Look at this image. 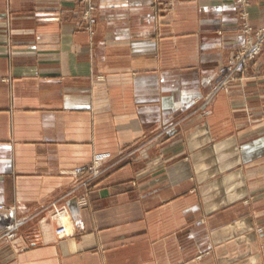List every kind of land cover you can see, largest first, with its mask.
<instances>
[{"label":"crops","instance_id":"0c3cea01","mask_svg":"<svg viewBox=\"0 0 264 264\" xmlns=\"http://www.w3.org/2000/svg\"><path fill=\"white\" fill-rule=\"evenodd\" d=\"M247 1L0 0V264H264V48L206 100Z\"/></svg>","mask_w":264,"mask_h":264},{"label":"built area","instance_id":"2783aa9c","mask_svg":"<svg viewBox=\"0 0 264 264\" xmlns=\"http://www.w3.org/2000/svg\"><path fill=\"white\" fill-rule=\"evenodd\" d=\"M247 2V0H239V3L241 4H246ZM89 19L92 24L95 23L93 19ZM243 32L246 38L241 46V52L228 65L219 70L215 84L208 96V102H210L220 92H227L230 84L236 80V77L244 73L248 63L256 59L261 54L264 46V29L259 30L255 36H252V28L249 27V25H245ZM102 162L103 160L98 158L93 161L91 165L72 172V177L77 179L79 176L85 175L91 181V176L94 178L100 176V166ZM80 204L82 207H86L87 201L83 199ZM64 213H67L65 209H55L54 216H59ZM24 224L25 221L18 218L15 209L6 208L4 205H0V246L7 245L16 247L18 244V233ZM56 234L60 239L68 237L64 227H59Z\"/></svg>","mask_w":264,"mask_h":264},{"label":"rangeland","instance_id":"374dc122","mask_svg":"<svg viewBox=\"0 0 264 264\" xmlns=\"http://www.w3.org/2000/svg\"><path fill=\"white\" fill-rule=\"evenodd\" d=\"M245 27V26H244ZM244 27H243V29H244ZM249 27H251V26H249ZM252 28V27H251ZM252 33H253V35L252 36H255V34L259 31H256V30H254L253 28H252ZM244 33V32H243ZM244 36H245V34H244ZM245 38H246V36H245ZM242 46V45H241ZM263 48H264V46H263ZM263 48H262V51H261V54H262V52H263ZM240 52H241V49L235 54V57H234V59L240 54ZM260 54V55H261ZM259 55V56H260ZM259 56L256 58V59H254V60H252V61H250L249 63H248V65H247V67H246V69L249 67V65L251 64V63H253V62H255L258 58H259ZM233 60V59H232ZM231 60V61H232ZM230 61V62H231ZM229 62V63H230ZM246 69L244 70V73H245V71H246ZM243 73V74H244ZM243 74H240V75H238L237 77H236V80L234 81V82H236L237 80H238V78L239 77H241ZM214 84H215V82H214ZM213 84V85H214ZM210 93H211V91H210ZM209 93V94H210ZM209 94L207 95V97H206V100L208 99V96H209ZM208 102V101H207ZM120 164V163H119ZM118 166V165H117ZM116 165L115 166H112V167H106L105 166V163L104 162H102L101 163V166H100V172H101V174H100V176L99 177H97V178H94V177H92L91 176V184H94L96 181H98L100 178H102L104 175H106L109 171H111V170H113L115 167H117ZM12 209H14V208H12ZM56 216V215H55ZM57 217V216H56ZM19 218V217H18ZM21 219V218H20ZM21 220H23V221H25L24 219H21ZM25 225V224H24ZM24 226H22V228H23ZM59 227H62V226H59ZM21 228V229H22ZM20 229V230H21ZM20 232V231H19ZM19 242V233H18V239H17V243ZM16 247H18V246H16ZM19 251H22L20 248H19Z\"/></svg>","mask_w":264,"mask_h":264},{"label":"bare ground","instance_id":"6f19581e","mask_svg":"<svg viewBox=\"0 0 264 264\" xmlns=\"http://www.w3.org/2000/svg\"><path fill=\"white\" fill-rule=\"evenodd\" d=\"M57 217H59V219H60V221H61V219L63 218V217H65V213L64 214H60L59 216H57ZM62 227H64L65 228V230H66V235H68V237L70 236V234H69V232L67 231V228L63 225ZM61 237H63V236H61Z\"/></svg>","mask_w":264,"mask_h":264}]
</instances>
